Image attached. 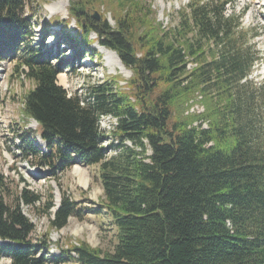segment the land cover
Here are the masks:
<instances>
[{"label":"trees","instance_id":"trees-1","mask_svg":"<svg viewBox=\"0 0 264 264\" xmlns=\"http://www.w3.org/2000/svg\"><path fill=\"white\" fill-rule=\"evenodd\" d=\"M32 3L0 0V64L22 59L34 85L23 112L38 124L45 143L23 130L17 158L46 169L57 182L76 165H99L102 208L117 227L118 244L104 252L68 241L59 255L52 253L59 241H52L51 230L81 219L78 203L63 192L54 212L52 191L44 200L23 177L24 187L14 188L0 170V259L264 264V82L251 80L263 60L258 30L243 24L244 12L228 13L234 0H190L169 28L144 0H71L69 18L86 46L98 43L114 52L132 73L123 89L115 91L116 77L107 78L89 86L84 97L58 84L61 65L25 47L34 40ZM196 104L205 113H191ZM103 115L118 119L111 135L100 128ZM25 208L48 216L51 230L34 239L36 226Z\"/></svg>","mask_w":264,"mask_h":264},{"label":"rangeland","instance_id":"rangeland-1","mask_svg":"<svg viewBox=\"0 0 264 264\" xmlns=\"http://www.w3.org/2000/svg\"><path fill=\"white\" fill-rule=\"evenodd\" d=\"M70 1L33 0L29 14L32 16L34 40L25 47L31 45L35 51H42L47 57L52 58L54 63L63 67V73L58 76V84L70 95L84 97L89 86L103 83L107 78L113 77H116L117 85L114 86V90L123 89L132 73L126 70L122 63L121 66L115 56H108L106 49L100 47L98 43L91 47L86 46L79 34L76 21L69 18ZM144 1L154 5L158 20L169 28V23L174 25L178 23L177 12L190 0ZM234 9L237 13L244 12L243 24L246 27L258 30L256 46L263 62L255 67L251 80L260 85L264 82V0H234V6L229 7L228 13L231 14ZM53 10H56L57 14H54ZM101 11L103 12L102 9ZM107 16L114 25V17L110 13ZM47 22H51V25L46 31ZM71 38L74 39L73 43ZM92 39L96 40L95 35H92ZM81 55L82 58L79 59ZM21 64L20 57H10L0 64V170L14 188L24 187L20 181L23 177L28 182L29 189L41 195L44 200L52 191L56 204L54 212L57 210V203L61 202L63 192H67L78 203L77 208L82 211L81 219L71 218L64 229L54 232L50 229L48 216H42L32 208H25V215L36 226L33 238L37 239L51 230L52 241H59L58 248H52L57 255L60 254V246L67 247L68 241L72 243L77 240L86 241L104 252H113L118 244V230L111 215L102 208L105 195L99 179V165L92 167L76 165L60 175L57 182L48 175L46 169L32 167L26 161L17 158L20 155L16 147L20 141L18 135H21L23 130L32 131L38 143L43 145L41 138L38 137V124L27 118L23 112L25 95L34 85L26 78L27 68L21 67ZM205 111L204 105L196 104L191 113L202 114ZM102 122L108 127L106 119ZM147 154L150 155L151 151L148 150ZM81 177L89 178L87 188L81 184ZM0 264H10V260L0 259Z\"/></svg>","mask_w":264,"mask_h":264},{"label":"built area","instance_id":"built-area-1","mask_svg":"<svg viewBox=\"0 0 264 264\" xmlns=\"http://www.w3.org/2000/svg\"><path fill=\"white\" fill-rule=\"evenodd\" d=\"M103 119L107 120V122L109 124L108 127H105L103 125V122H102ZM99 123H100L101 130L104 131L106 135H110L113 131H115L117 129V127L119 125L118 119L115 116H113V115H103V116H101ZM110 143H111V141H108L106 144H110ZM115 143L117 144V142H115ZM126 144L131 146L130 142H127ZM118 153H119V150L114 152L113 155H117ZM53 252H54V250H53Z\"/></svg>","mask_w":264,"mask_h":264},{"label":"bare ground","instance_id":"bare-ground-1","mask_svg":"<svg viewBox=\"0 0 264 264\" xmlns=\"http://www.w3.org/2000/svg\"><path fill=\"white\" fill-rule=\"evenodd\" d=\"M56 10H57V9H56ZM56 10H53V13H54V14H57V11H56ZM106 54H107L108 56H111V55L115 56L117 62L121 65L120 59L118 58V56H117L114 52H112V51L106 49ZM121 66H122V65H121ZM59 78H60V77H59ZM89 183H90L89 178L81 177V184H82L85 188H87V187L89 186ZM58 200H59V197H58V199H57V202H58Z\"/></svg>","mask_w":264,"mask_h":264},{"label":"water","instance_id":"water-1","mask_svg":"<svg viewBox=\"0 0 264 264\" xmlns=\"http://www.w3.org/2000/svg\"><path fill=\"white\" fill-rule=\"evenodd\" d=\"M43 143V142H42ZM44 144V143H43ZM61 203V202H60ZM60 203L58 202L57 203V209L60 207ZM0 244H4V243H2V242H0Z\"/></svg>","mask_w":264,"mask_h":264}]
</instances>
